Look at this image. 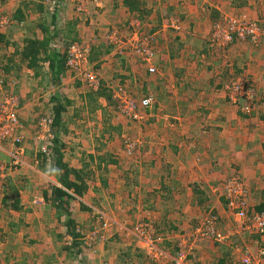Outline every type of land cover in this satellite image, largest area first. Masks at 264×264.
Returning a JSON list of instances; mask_svg holds the SVG:
<instances>
[{"label":"rangeland","instance_id":"374dc122","mask_svg":"<svg viewBox=\"0 0 264 264\" xmlns=\"http://www.w3.org/2000/svg\"><path fill=\"white\" fill-rule=\"evenodd\" d=\"M24 1L25 0H0V31H3L6 34L11 32L12 25L17 23L13 17H16V12L19 8L23 10L24 7L22 3ZM43 1L50 4V7L52 8L59 0ZM61 1V3L65 2L67 5V0ZM68 1H71V3L69 2L68 4L72 7L69 8L67 6V10H71L69 13H66L68 19L65 24L68 22H74L72 25L75 27L74 31H76V33L73 32L69 37L78 39L79 44L77 45H79L81 49V54L85 53L86 59L82 60L80 67L84 71V78H86L87 83L85 82L86 84L84 85L83 80L78 78V75L80 76V74L77 72L78 75L75 76L74 69L67 64L69 67L67 69V78L71 80V83L69 84L68 82L60 87L62 89L61 93L59 91H55L50 83L49 65L41 63L43 68L39 71V76H36L37 72L34 70H26L27 72H23V74L19 76V79H17L21 81L12 86V89L4 92L0 88V116L2 107L7 106V104L5 105V102L10 99L9 95L14 96L20 103H22V107L18 112L16 111V115L20 112L21 129L19 130L20 127H18L12 133V127L7 128L8 135H6V137H10V142L6 141L4 143V137L0 134V137L3 138L0 139L2 141L0 142V181H2L0 187H3L6 183L8 185V190L6 187L3 193H1L2 191L0 192V264H35V254L37 251V247H35V239L38 238H43L44 241L49 238L52 241L51 243H57L58 247L63 246L61 245L63 243L66 245L65 241L69 239V237H65L68 232V229L66 228L68 216L64 215L60 217L61 220L59 221V216L54 206L52 209L48 206L41 208L38 207L39 204L36 203H39L38 201L42 198V193L47 188L49 189L52 184L50 179H54V177H56L55 173L52 171L54 169V160L51 155L55 146V143L53 142L62 141L61 143H64L67 141L80 145L79 143L82 142L77 141L78 138L82 136L87 137V140L90 143L88 145L91 146H87L86 144L80 146V149L87 148V151L91 152L88 156H94L95 158L105 156L108 158L101 163L97 159L98 161L96 160L91 164L90 159L85 160L83 157L81 158V156L78 155L80 152L77 153L76 151H73L72 154H69V156L67 154V160L70 159L72 163L78 162L81 164V167H84L87 163H89L90 167L88 168V171H91L92 173L94 172L93 175L96 180L95 183H91L92 189L90 191L94 194L92 193L90 196L87 195L82 199L83 203L93 209L92 212L82 211L79 206L80 204L78 203H76V206L74 207L75 210L71 211V218H76L78 220L79 227L86 229L88 234L90 233V229H94V231L97 230L99 233L98 239H96L97 241L95 242L93 248L88 251L91 256L88 257L90 262L92 264H107L105 261V253H107V250L106 248L102 249V247H104L103 243L115 236L116 232L113 229V227L115 228L116 226L115 221L120 222L117 219L123 218L122 213L121 215H118L114 210V201L116 203V207L128 209L127 196L131 192H133V194H139L138 203L142 202V204L139 205V211L141 213L134 215L131 220L127 219L129 220V225L127 224L126 226L128 228L124 227V229L127 228L131 231V233H133V231L140 225H149L151 229L155 230L157 235L160 237L174 234L165 232L166 228L163 227L164 223H157L156 225V221H161L164 217L162 200L147 196L146 190L138 192L136 188H140V185L132 183L133 181L130 183V179H127L125 176H127V173L129 172L132 176L134 175V178L136 176L137 180L143 179V182L138 184H141L144 187L147 186L145 184L146 180H144L143 176H141L142 171L139 170L140 165H142V169H144V165L147 161L148 164L153 162L159 166V161H161V159L157 156V151L153 150L151 152V159L148 157L151 146L156 147L161 145L162 142L169 143L174 141L173 138L177 136L179 129L183 127L185 128L184 118L189 117L190 114L188 112L183 113L185 116L184 118L180 117V120L182 119L181 124L183 127L173 123L171 118L162 115V112L170 111L171 108L169 107L172 105L176 106L175 102L165 100L166 102H164V105L162 102L163 100H160L158 96V94L163 95L159 89H154L153 92L145 93V82H143L142 79H138V77H136L134 81L131 76L123 74L124 76L121 80H117L109 86L111 90L106 87L105 93L113 95L110 102L111 104H109L107 100L103 99L102 107H100V109H96V111L93 112H86L83 115L82 120L80 119L77 121L70 120L73 110L68 109V114L64 118L66 120L64 122L68 123L65 126L66 129L61 132L53 130L42 120L43 115H50L51 113L52 107L49 105V101H51L54 97H52L53 92H56L55 95L58 94L63 98L67 97L68 99H78V97H75L76 95L73 93V90L70 89L73 88L72 85H75L76 80L81 81L84 85L83 89L87 95L89 92L96 93L103 87L102 80L106 79V75L103 71H101L100 68L102 67L105 68L108 76L115 74L118 69H120L119 66H126L125 64L127 60L131 63H141L143 66L147 67L146 63L133 53V45L130 43L132 36L135 33H140V35L143 36H151L149 34L152 33L150 28L147 24L144 26L143 23L147 22L143 21L146 16L143 18L135 16L132 19L135 22H130L129 18L132 17V15L126 12V7L122 4V8H117V5L123 0ZM140 1L144 2L146 6L149 3L151 4L150 6L153 5L154 8H158L162 2L161 0ZM163 1L167 3L171 2V0ZM259 1L264 2V0ZM205 2L210 3L211 0H205ZM203 4L205 3L203 2ZM192 5L194 6L195 4ZM169 7L171 12L176 8L172 5ZM206 7L208 6L206 5ZM92 9H95V13H92ZM262 9L260 7L255 9L253 7L251 12L245 11L235 13V15L224 13L223 17H220L221 20H224L221 24H224L225 26H228V24L230 26V22L234 24L233 27L231 26L233 30L232 33H234L236 29L243 30L241 25L245 21H247V27H245L246 30H251V25L248 24V22L253 25H257L259 28L262 27V34L257 40L258 44H256L258 45V48L251 42L238 43L236 41V46H232L227 53L223 52L224 50H219L216 43L227 41V37H231V33L228 30L229 28H227V33L225 35L221 34L219 40H216L213 33L216 21L213 22L212 31L207 39V47L205 51L211 55V59H215L218 54L225 55V57H222L223 59L221 61V65L224 69L226 68V64L232 65V69L226 70L227 72L225 71V74H227L225 75V80L227 79L225 89L230 86V81L233 80L235 75H237V80L238 78H240L239 80H242L243 78H246V80L249 79L252 84L249 88L253 89L247 92L248 94H245L242 98L238 97L239 91L230 90L231 96L235 100H229L224 89H218V91H216V98L214 99L215 102L210 103L209 101L211 100H207L206 102L202 101L199 105V107L209 105L208 109L213 111V113L215 112L212 115L216 118H213L212 120L211 118L206 117L203 121L204 124L202 125H209L208 122L211 121L213 126L207 127L211 128L212 132L205 131L206 128H203V131L198 132V134L192 133L191 135H194L193 137L189 138L188 134L185 136V140L187 138H194L200 141L213 135L215 137V141L220 142V145L224 149L219 151L217 156L214 158L217 163H220V166L213 167L214 172L217 174H220L222 171L221 170L218 173L220 167L223 169V178L221 177V180H215V182H201L200 189L202 190L204 188L205 190H212L216 196L221 199L223 197L222 192L224 183L232 178H237L246 185L249 192L248 202L251 208L254 205H257V195L260 196V194L264 192V13L261 14ZM259 11L261 13H259ZM76 14H80V16L78 15L80 21L79 23H76L78 22L75 19ZM95 14L96 16H94ZM41 18L42 16H35L38 23L39 21L42 23L50 22V20H40ZM114 19L117 20L119 26L114 23ZM127 22H130L128 25V29L130 30H127L126 27L122 28L121 26V24ZM137 22L140 23V26ZM170 24L173 28H178L179 26L175 21H170ZM155 25L158 26L157 23H155ZM118 27H121V29ZM116 30L121 32V34H119V32L117 33ZM222 31H224V29H222ZM25 33L29 37H33V34H30V32ZM36 35L41 37V32H36ZM234 38H236V36H233V39ZM71 41L73 40H70L67 43L69 44ZM155 43L156 39L153 38L154 47ZM93 46H102V51L108 50L109 52L114 53V56L108 58L107 56H104L106 59L104 58L103 60L101 57L98 59L94 56L92 57L89 52L90 48ZM253 52L256 53L253 61L246 63L245 65H237V69L234 68L233 65L235 64H233L234 60L232 56L236 60L241 61V59L251 56ZM157 56H160V54L158 53ZM101 62L104 65L98 68L97 65H100ZM239 71H241V73H239ZM91 75L94 79L93 82L89 79ZM35 76L37 77V81L35 80ZM65 77L62 76V79H66ZM8 79L11 78L8 77ZM228 82L229 86L227 85ZM121 94H126L124 99H127V104L133 102V105H122L121 100L117 98V95ZM149 96L153 97L154 106L151 107V109L146 110L142 107L141 103L143 99ZM253 100H255L256 103L258 102V104L254 103V106L252 105L251 107V102ZM77 101H79L81 105V100L78 99ZM80 105L79 107L82 108L84 102L82 101V105ZM103 105H109L110 107L107 106L104 108ZM178 105H180V103H178ZM121 106H123V108H121ZM8 109H10V106H7V110ZM130 110H133V112H130ZM202 115L203 114H201L199 119L203 117ZM9 116L10 114L7 112L6 117L2 116L0 119L5 118L3 121L6 122ZM176 121H178V119ZM197 123H200L199 120ZM41 124L45 125L48 130H51V132L55 134L54 139L49 144L44 141L45 134L41 133V130H44ZM210 125L212 124L210 123ZM103 131L106 133V136L102 139L99 137ZM18 136L24 137L23 145H17L14 143ZM6 137L5 139L7 140ZM91 143H95V146ZM208 143L209 141H207V145ZM17 148L22 149V151L20 152V149L18 150ZM44 148L49 150L48 155L43 153ZM188 157L190 156L188 155ZM207 157H205V160L203 161H213L211 159H207ZM82 159H84V161ZM149 159L150 161L148 162ZM109 161H118L119 164L115 166L116 164L114 165L109 163ZM11 164H14V166L10 167ZM153 165L154 164H152L151 167L152 169H155ZM207 165L209 164L205 162L204 167L207 168ZM102 169H106V171L102 172ZM228 171L230 174H228ZM3 175L5 176L3 177ZM102 178L105 179L106 184L101 180ZM108 182L110 183L108 184ZM173 184L175 186L174 188L177 189L178 185L174 181L169 183V187L171 188ZM161 185L160 181L158 183L154 182L152 186L149 187L150 191L153 192L154 190H158ZM99 187H101L100 189L102 190L96 194V188L98 189ZM7 191L9 195H13L15 191H19L21 205L25 207L24 210L11 213L5 206H1V196L5 195ZM113 194H115L116 197H113ZM180 195L182 196V199L173 201V206L171 207V209H173L172 211H175L174 218L170 221L171 224L173 225L174 222L180 220V217L182 218L189 215L199 219L200 221L198 226H200L210 213L203 211L201 214L196 213V216H198L196 217L192 214L195 213L194 211L196 210H189V207L183 208L186 211H191V213L180 210L186 201V195L182 194V192ZM38 196H40L39 200L37 198ZM148 197L151 201H148ZM129 199L131 198L129 197ZM169 201H171V199ZM179 201L181 205L180 209L177 207ZM214 206L216 208L213 207L211 209H215V211L211 212L213 216L218 218L216 228L224 235H227L226 232L228 231L225 229L228 228V220L230 222L234 221V229L237 232V236L232 239H234V242L237 243V245L240 244V247L241 244H248L247 248L239 251L240 253L242 251L245 252V254H240L241 257L239 259L242 260L244 256L250 255L256 259L255 263H260V261L262 262L259 257V250L264 249V233L259 235L254 231H250L247 226L243 225V221H241L238 217L237 219H233V215H236L229 209L228 206H223L222 199ZM79 210L81 212L78 213ZM93 222L95 224H93ZM104 222L111 225L106 228V230L104 229ZM121 222L124 223V221ZM124 231L125 230H121L122 233ZM162 233H165V235H162ZM126 235H129L128 237L126 236L127 240H136L129 233V231L126 232ZM136 242L138 243V240H136ZM164 243L166 242H160V249L162 248L166 253L171 254V251L167 249L169 247H167ZM125 245L122 246L115 243L113 248H111L108 252V255H111L112 252L115 254L114 256L127 255V246ZM256 246H258L257 251L251 250V247L254 249ZM165 249H167V251ZM196 249H198V245ZM195 251L192 254L193 256ZM176 252L177 250L173 251V254L171 255H174L175 257ZM252 252L254 253L252 254Z\"/></svg>","mask_w":264,"mask_h":264},{"label":"crops","instance_id":"0c3cea01","mask_svg":"<svg viewBox=\"0 0 264 264\" xmlns=\"http://www.w3.org/2000/svg\"><path fill=\"white\" fill-rule=\"evenodd\" d=\"M161 1L162 2L159 5V7L157 6L158 8H154L153 5L150 6L151 4L148 3L146 6V10L148 11V14L143 19V21H147V22H143L144 26L145 24H147L152 32L149 34L153 35L154 38L156 39L154 48L160 54V56H157L156 58L158 73L156 75H150L148 73V68L146 66H143L141 63L139 64L135 62L131 63L129 62V60L126 61L125 64L126 66L122 65L119 66L120 69L116 68L118 69V71L112 76L107 75L105 68L103 67L100 68L101 66L104 65L102 64V62L100 65H97V67L100 68L101 71H103L104 74L106 75L105 77L106 79L102 80V85H103V87L101 88L102 90L106 89V87L109 88V86L112 85L113 82L117 80H121L123 76L126 74H127L126 76H131V78H133L134 81L136 77H138V79H142L143 82H145V88H146L145 93L153 92L154 89L155 90L159 89L163 95L158 94V96L160 100H163L162 101L163 103L166 102L167 100L171 102H175L176 106L175 105L170 106L169 107L171 108L170 111L162 112L163 113L162 115L166 117H170L173 123L177 125H181L180 127H183L181 124L182 119L180 120V117L181 118L185 117L183 113L188 112L192 116L191 117L189 115V117L184 118L185 128L183 127L179 129V131L177 132V136L173 138L174 141L169 143L162 142L161 145H158L156 147L151 146L148 157H150L151 159V155H152L151 152L155 150L157 151V156L161 159V161H159V166L153 162H151V164H148L146 161V164L144 165L145 166L144 169H142V165H140L139 170L142 171L141 176H143L144 180H146L145 181V184L147 185L146 187H144L141 184H138L143 182L142 181L143 179L137 180L136 176L134 178V175L133 176L130 175L132 176L130 183L133 181L132 183L136 185H140V188H136L138 192L146 190V195L154 199L158 198L159 200L160 199L162 200V196L165 195L169 198V200L171 199V201L162 200L164 217L163 219H161V221L160 220L156 221V225L157 223L158 224L164 223L163 227L166 228L165 232L174 233L169 235H165V233H162V235H165L164 237L165 239L162 242H166L164 244H166V246L170 248L167 249L171 251V254H173L172 253L174 251L173 248L174 247L177 248L179 236L194 231V229L198 227L200 221L197 218L186 215L182 218L180 217V220L174 222L172 225L170 221H172L175 215L174 214L175 211H172L173 209H171V207L173 206L172 205L173 201H178L179 199H182L181 198L182 196L180 195L182 192V194L186 195V201L185 204L182 205L181 209H180L181 207L180 201L177 207L184 212L186 210L183 207L185 208L189 207V210L190 209L196 210L194 211L195 213H192L193 215L196 216L198 213L201 214V212L203 213V211L206 212L208 210L207 208L211 209L215 207L214 205L216 203H219V201L221 200L220 197H217L212 190L210 191L206 189L207 190L206 191L203 188L201 190L203 194L199 196V194L196 191H194V189L192 188L196 184L200 188L201 182H212V181L215 182V180H221L220 178L224 174V171L221 167L220 170H218V173L219 171L222 170L220 174L214 172L213 169V167L220 166V163H217L214 160V158L217 156V153L219 151L224 150L223 147L220 145V142L215 141V137L213 135L209 137L210 139L204 138L203 140L200 141L194 138L191 139L187 138L185 140L186 138L185 136H187V134L189 138L193 137L194 135H191L192 133L198 134V132L203 131V128L204 129L206 128L205 131L212 130L211 128L207 127V126H213V123L211 121L208 122L209 125H205V126L202 125L204 124L203 121L206 117H209L212 120L213 118H216L213 117L212 115L215 112L213 113V111H210L208 109L209 105H204L205 107H199V105L202 101L206 102L207 100H211L209 101L210 103L215 102L214 99L216 98V91H218V87L224 89L227 80V79L225 80V75H227L225 74L226 70L221 65V61H222L221 57L220 59H217L215 57V59L209 58L208 60L202 61L199 55L206 50L207 39L211 34L213 22L217 21L220 17H223L224 13H227L229 15L230 14L235 15V13H240L245 11L251 12L253 7L255 9H257L258 7L262 9L264 7V2L259 0H211L210 3H207L208 1L205 2V0H177V1L171 0L170 3L164 2L163 0ZM69 2L71 3V1L67 0V5L65 7V12H64L65 14L69 13V11L71 10V9L67 10V6L69 8L72 7L70 4H68ZM203 2L208 7H206V5L203 4ZM45 4L49 5L48 3ZM192 4L195 5L193 6ZM171 5L176 7L172 12L169 7ZM117 8H122V3H119L117 5ZM94 10L95 9H92L93 11L92 13H95ZM263 10L264 8L262 9V13L260 11L259 13L263 14L264 13ZM78 15L80 16V14ZM78 15L76 14L77 17H79ZM41 16L46 17L47 20H50L51 12L49 11L46 14L43 13L38 15V17ZM94 16H96V14ZM134 17L135 16L132 15V17L129 18V21L130 22L133 21L132 19ZM65 18H67V15H65ZM170 21L177 22L179 25L178 28H173V26L170 24ZM130 22L121 24L122 28L126 27L127 30H130L128 29L129 27L128 25ZM134 22L135 21H133V23ZM114 23L119 26L116 19H114ZM155 23H157L159 27L155 25ZM118 28L121 29V27ZM116 32L118 33L119 31L116 30ZM119 34H121V32H119ZM102 50L103 49L101 48V50L99 51L101 53L99 58L101 57L102 60L105 58L104 56H107V58L114 56V53H111L108 50L107 51L106 50L102 51ZM1 53L2 54L6 53L7 56H10L13 52L11 50H1L0 48V55ZM255 54L256 53L253 52L251 56L246 57L245 59H241V61L236 60L233 56L232 58L236 65H240V64L245 65L246 63H250L251 61L254 60ZM16 62H19V60H16ZM3 67L4 65L2 64L0 66V75ZM26 70L29 69L24 68L23 72H27ZM65 76L64 77L66 79H62L61 85L57 87L53 86L52 87L53 90L59 91L61 93L62 89L60 87H62L64 84H67L68 82L69 84L71 83V80L67 78L68 75ZM35 80L37 81L36 76H35ZM72 87L73 88L70 89L73 90V93L75 95L77 93L84 92L83 89L84 87H81L79 90H77L73 85ZM109 90H111V88H109ZM55 94L56 92H53L52 97L55 96ZM92 94L95 95V93ZM75 97L78 96L76 95ZM103 99L105 98L99 99V102H101V104L103 102ZM178 103H180V105H178ZM50 106L52 107L51 104ZM103 106L104 108L107 107V105H103ZM68 111L63 115L64 121H66L64 118L68 114ZM201 114H203L202 115L203 117L199 119ZM177 119L178 121H176ZM198 120L200 123H197ZM210 123L212 125H210ZM80 141L82 142L79 143L80 145L74 142H67V141L64 142L65 149H64L63 162L67 163L70 168H74L77 170L83 168V166L81 167L80 166L81 164L78 162L72 163L70 159L67 160V154L69 156V154H72L73 151H76L77 153L80 152L78 155H80L81 158L83 157L85 160H87L90 159V156L88 155L89 153H91L87 151L88 150L87 148L80 149V146H83V144L90 146L88 145L90 143L87 140V137L86 136L79 137L77 142ZM207 141H209L208 145H207ZM91 144L95 146V143H91ZM188 155L190 157H188ZM205 157L213 161L210 162L203 161L205 160ZM84 159L82 160L84 161ZM150 159L148 160V162L150 161ZM96 160L97 158H95V161ZM205 162L209 164L207 165V168L204 167ZM152 164H154L153 166L155 167V169H152L151 167ZM103 171H106V169H102V172ZM228 174H230L229 171ZM125 177L127 178V176ZM101 180L105 182V179L102 178ZM159 181L166 182L168 186L169 183H172V181H174L177 183L178 188L177 189L174 188L175 186L173 184L171 188L168 187L170 189L169 194L167 192L160 191V188L158 190H154L153 192H151L149 187L152 186L154 182L158 183ZM50 182L52 183V185L62 187V185L58 181L57 176L54 177V179L53 178L50 179ZM110 182H108V184ZM0 184H2V181H0ZM100 188L101 187L98 188L99 192L102 190ZM91 189L92 187L90 186L86 196L87 195L90 196V194L93 193L90 191ZM4 190L5 187L3 185V187L2 186L0 187V192L2 191L1 193H3ZM49 190L50 189L47 188L44 192L50 195L51 192ZM44 192L41 195L42 196V198L40 199L41 202L38 201L39 203L36 204H39L38 207L41 208H45L48 206L52 209L53 205H51L50 202L45 201ZM4 196L5 195L1 196L2 207H4L3 205ZM112 196L116 197L115 194H113ZM39 197L40 196L37 197L38 200ZM129 197L131 199H129ZM127 198H128L127 200L128 209H121L120 207H116L115 206L116 203L114 201V205H113V207H115L114 210L117 212L118 215H121V213L123 214V218L122 219L119 218L117 220L120 222L124 221V223L115 221L116 226L115 228L113 227L114 231L116 232L115 236L112 237L111 239H108V241H106L105 243H103L104 247H102V249L106 248L107 250V253H105L106 260L104 259L106 263L107 264H174V255H171L170 253H166V252H165L166 256L162 257L161 259H149V257L146 255L144 250L136 242V240L135 241L127 240L126 232L125 231H124L125 233L121 232V230H124V227H127L126 225L129 223V220H131L134 217V215H138V213H141L139 211V205L142 204V202L138 203L139 194H135V193L133 194V192H131L130 194H128ZM256 198H257V203H256L257 205L264 204V192L261 193L260 196L257 195ZM148 201H151L149 197H148ZM71 204L73 205L71 211H74L75 210L74 207L76 206V201H71ZM223 206H226L225 202H223ZM189 210H187L186 212H189ZM212 210L215 211V209ZM10 212L12 213L14 211L10 210ZM79 212L81 211L79 210L78 213ZM189 213H191V211ZM234 218L237 219V217L233 215V219ZM60 220L61 218H59V221ZM233 222H230L228 220V225H227L228 228L225 229L228 231L226 232V234L230 237L227 244L226 243L220 244L212 240H203L199 242L197 244L198 249H196L194 256L193 255L189 256L188 264H219V261L222 260L223 257L225 259L227 254H229V256L226 259L227 260L226 264H239L240 261L239 258L241 257L240 254L242 253L245 254V252L242 251L240 253L239 251L247 248L248 244L247 245L241 244L240 247V244L237 245V243L234 242V239L232 238H235L237 236V232L234 229L235 222L234 223ZM130 224L133 225L132 223ZM63 225L65 226L64 223ZM127 228L126 230H128ZM51 242L52 241L49 238L46 241H44L43 238L35 239V247H37L36 249L37 251L35 254V264H92L88 259V257L91 256L86 250L80 249L79 254H77L78 251L76 249H71V250L66 249L64 243L61 244L63 246L59 245L60 247H58L57 243L53 244ZM115 243L122 246L126 244L125 246H127V255L114 256L115 254L113 252L111 255H108V252L110 251L111 248H113ZM239 247L240 250H238ZM167 249L165 250L167 251ZM251 250L257 251L258 246H256L254 249L251 247ZM253 253L254 252H252V254ZM262 264H264V259L262 260Z\"/></svg>","mask_w":264,"mask_h":264},{"label":"trees","instance_id":"16d2710c","mask_svg":"<svg viewBox=\"0 0 264 264\" xmlns=\"http://www.w3.org/2000/svg\"><path fill=\"white\" fill-rule=\"evenodd\" d=\"M61 2L62 1L59 0L58 3L56 2L54 7L51 8L50 4H45V1L43 0H25L22 3L24 7L23 10L19 8L16 12V17H13V19L16 20L17 23L12 25L11 32H9V34H6L3 31H0L1 50H11L13 52L10 56H7L6 53H1L0 55V66L2 64L4 65L0 75V88L2 89V91L7 92L9 89H12V86L16 85L20 81L17 79H19V76L23 74L24 68L36 71V76H39V71L43 68L42 64L49 65L51 81L50 83L52 84V86L57 87L61 83L62 76L66 75L67 72L66 64L68 62L67 57L69 49L74 44H79L78 39L69 37L70 34H72L73 32L76 33V31H74L75 27L72 25L74 22H68L67 24H65L67 21V18H65L66 14L64 13L66 4L65 2ZM121 3L126 7V12L130 15L143 18L148 14V11L146 10V4L144 2H141L140 0H123ZM49 11L51 12L50 22L42 23L41 21H39L38 23L37 19H35V16L37 17L39 14L43 13L46 14ZM42 19L47 20L46 17H42L40 20ZM75 19L76 21H78L76 23L80 22L79 17L75 16ZM223 21L224 20H221L219 18L215 22L213 33L215 32L216 26L221 24ZM25 32H30V34H33V37H29ZM36 32H41V37L36 35ZM70 40L73 41L68 44L67 42ZM235 44H237L236 38H234V40L229 43L227 47H225L224 49L219 48V50H224L223 52L227 53V51L230 50L232 46H236ZM256 47L258 48V45H256ZM99 51V47L93 46L90 48L89 53L92 57L94 56L98 59L101 55ZM199 56L202 61L211 58V55L207 53V51H204ZM220 57H225V55L218 54L216 58L220 59ZM16 60H19V62H16ZM233 64L235 63L233 62ZM233 66L235 69H237L236 64ZM229 69H232V65L226 64L225 70ZM239 73H241V71H239ZM236 76L237 75H235L233 80L230 81V85L231 83L236 82L240 79L238 78L237 80ZM8 77L11 79H15L16 82L10 81L11 79H8ZM242 80L246 86H252L251 81L249 79L246 80V78H243ZM227 85L229 86V82ZM74 87L79 90L81 87H84V85L81 83V81L76 80ZM225 88L224 91L227 93V97L230 100L229 92ZM218 89H221V87H218ZM105 92L106 89H100L95 93V95H93L92 93H88L86 95L85 92H82V94L84 95H82L81 93H77L76 95L78 96V99L81 100V105L82 101L84 102L82 108L79 107L80 103L76 99H68L67 97L63 98L57 94L49 103L52 105L53 114L43 115V118H51L53 121L50 125L51 128L55 131L61 132L66 129L65 126L68 123L64 122L63 120V115L64 113H67L68 109L73 110L70 120L77 121L80 119L82 120V117L86 112H93L96 111V109H100V107H102V104L99 103L100 98H105V100H107V102L111 104L110 102L112 100V95L106 94ZM254 103L258 104V102L256 103V101L253 100L251 102V107L252 105L254 106ZM20 106H22V103H20ZM18 114L20 116V112ZM105 136L106 133L103 131L99 138L103 139ZM61 142L62 141H56V144L53 148L54 150L52 151V158L54 160V169H59V172L54 173L57 176L58 181L62 185V187H58L56 185L51 184L49 187V191L51 193L49 192L50 195H48V193L44 192V198L45 201L50 202L51 205L56 208L59 218L64 215L68 216L66 222V228L68 229V232L66 233L65 237H73L74 240L72 241L71 245H69L67 241H65V246L68 250L76 249L78 251L77 254H79L80 249H84L87 252L89 251L88 247H86V245L82 241L83 237L88 234V231L81 227L78 228L77 220L75 218H71V210L73 208L71 201H76V203L80 204V209L82 211L92 212L93 209L83 203L82 199L86 196L90 186H92L91 183H95L96 180L93 175L94 172L92 173L91 171H88V168L90 167L89 163H87L83 168L77 170L74 168H70L67 163L63 162L65 144ZM97 159L101 163L107 160L108 158L105 156H100ZM90 161V163H93L95 161L94 156H90ZM109 163H112L114 165L116 164V166L119 164L118 161H109ZM130 175L131 174L128 172L127 178L131 180L132 178ZM161 184L162 185L160 187V191H164L169 194L170 189L168 188V184H166V182H161ZM4 187H7L8 190L7 183L4 184ZM193 188L194 191L199 194V196L203 194L197 184L194 185ZM96 191V194H98L99 189L96 188ZM19 196V191H15L13 195H9L7 191L3 198V205L6 207V209H8L9 211L12 210L14 212L24 210L25 207L21 205ZM165 196H162V200H169V198ZM221 199L223 202H225L226 206H228V201L223 197ZM207 209L208 210L206 212L213 211L210 208ZM249 211H253L254 213L258 214H263L264 204H258L256 206H253L252 208H250ZM93 224L95 223L93 222ZM93 230L90 229L89 232H92ZM173 249H175L174 251H176V247H174ZM228 256L229 254H227L225 259L223 257L222 260L219 261V264H226V259L228 258Z\"/></svg>","mask_w":264,"mask_h":264},{"label":"built area","instance_id":"2783aa9c","mask_svg":"<svg viewBox=\"0 0 264 264\" xmlns=\"http://www.w3.org/2000/svg\"><path fill=\"white\" fill-rule=\"evenodd\" d=\"M210 1V0H209ZM248 24L251 25V30H246L245 27H247V21H245L241 26L242 29H236L233 32L232 27L234 24L230 22V26H225L224 24H219L215 28L214 35L216 37V40H219V37L221 34H226V29L229 28V32L231 33V37H227V41H224L222 43H216V45L224 49L231 43L234 39L233 36H236V41L238 42H251L253 44H258V38L262 34V27H258L257 25H253L248 22ZM232 26V27H231ZM224 29V31H222ZM262 29V30H261ZM221 31V32H220ZM234 34V35H233ZM153 36H143L140 35V33H135L132 36V39L130 41L131 45H133V53L141 59L143 62L146 63L148 71L151 75L156 74L158 72L157 66H156V58L158 55V52L155 50L153 46ZM216 46V47H217ZM121 52V51H120ZM68 66L74 69L75 73L80 74L79 78L83 80L84 85L87 83L86 78H84V71L80 67L82 60L85 58V53L81 54V49L79 45L74 44L70 47L69 53H68ZM87 61V60H86ZM82 76V77H81ZM90 81L93 82V76L91 75L89 77ZM86 82V83H85ZM230 87V88H229ZM227 88L230 99H233L231 96L230 90L239 91V98L247 95L251 89L245 85V83H242V80L236 81L231 83V85ZM126 94L117 95V98L121 100L122 105H128L132 106L133 102H130L127 104L126 100L124 99V96ZM10 99L5 102V105L10 106V109L7 110V106L2 107L1 110V116L0 117H6V113L9 112L10 116L4 122L5 118L0 119V134L2 137H4V143L6 141L10 142V137H6L8 135L7 128L12 127V133L20 126L16 111L18 112L20 109V103L17 98L14 96H10ZM131 104V105H129ZM142 107L146 110L151 109V107L154 106V99L153 97L149 96L142 100ZM125 107V106H124ZM120 108V107H119ZM123 108V106H121ZM123 110V109H122ZM248 111V109H247ZM130 112H133V110H130ZM245 112V111H244ZM44 123L47 124V126L51 127L52 119L51 118H43L42 119ZM44 130H41L42 134H45V140L48 142V144L54 139V134L51 132V130H48V128L41 124ZM0 137V139H3ZM7 138V140L5 139ZM0 142H2L0 140ZM17 145H23V137L18 136L17 140L14 142ZM18 150L20 148H17ZM43 153L48 155L49 150L44 148ZM22 149H20V152ZM14 164H11L10 167H13ZM223 197L228 201V207L229 209L238 217L241 221H243V225L247 226L250 231H254L258 233L259 235H262L264 233V213L258 214L254 213L253 211L250 212V205L248 202V196L249 192L246 188V185L237 178H232L228 180L223 185ZM209 216L203 221V223L194 229L192 232L185 233L183 235L179 236V241L177 243V252L174 257V264H188L189 256L193 254V252L196 250L197 243L201 240H212L220 244L227 243L229 241V236L224 235L221 233L217 228L216 225L218 223V218L216 216H213L212 212H209ZM107 220V219H106ZM111 225H108L104 222V229L108 228ZM126 232L129 231V233L134 237V239L138 240V244L140 247L144 250L146 255L149 257V259H161L162 257L166 256L165 251L160 247L159 244L162 242L165 238L160 237L157 235V232L155 230H152L149 225H140L138 228H136L133 233H131L130 230L124 229ZM99 233L98 231H92L89 234H87L85 237H83V242L88 247L89 250H91L98 239ZM73 237H69L67 240V243L71 245L73 241ZM259 257L261 260L264 258V249L259 250ZM255 258L251 257L250 255L244 256L242 260L239 261V264H261L255 263Z\"/></svg>","mask_w":264,"mask_h":264},{"label":"clouds","instance_id":"9594fccd","mask_svg":"<svg viewBox=\"0 0 264 264\" xmlns=\"http://www.w3.org/2000/svg\"><path fill=\"white\" fill-rule=\"evenodd\" d=\"M153 37H154V36H153ZM47 65H48V64H47ZM156 66H157V64H156ZM66 67H67V69L69 68V67L67 66V64H66ZM148 73H149V71H148ZM157 73H158V72H157ZM157 73H156V74H157ZM149 74H150V73H149ZM156 74H153V75H156ZM66 75H68L67 72H66ZM74 75L77 76V74H76L75 72H74ZM150 75H151V74H150ZM63 77H64V76H63ZM78 78H79V76H78ZM10 81L16 82V80H14V79H11ZM61 81H62V80H61ZM52 100H53V98L51 99V101H52ZM51 101H50V102H51ZM19 103H20V102H19ZM49 105H50V104H49ZM21 107H22V106H20V108H21ZM50 114H53V110H52V108H51V113H50ZM17 119H18V122H19V125H20V126H19V127H20L19 130H20V129H21V121H20V116H19V114H18V116H17ZM53 134H54V133H53ZM54 136H55V134H54ZM23 138H24V137H23ZM53 143L56 144V141H54ZM51 156H52V155H51ZM52 171H53V172H59V169H53ZM4 176H5V175H3V177H4Z\"/></svg>","mask_w":264,"mask_h":264}]
</instances>
